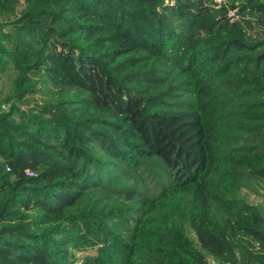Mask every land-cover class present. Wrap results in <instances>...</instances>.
Masks as SVG:
<instances>
[{
  "label": "trees",
  "instance_id": "1",
  "mask_svg": "<svg viewBox=\"0 0 264 264\" xmlns=\"http://www.w3.org/2000/svg\"><path fill=\"white\" fill-rule=\"evenodd\" d=\"M4 75L0 264H264V0H0Z\"/></svg>",
  "mask_w": 264,
  "mask_h": 264
},
{
  "label": "rangeland",
  "instance_id": "2",
  "mask_svg": "<svg viewBox=\"0 0 264 264\" xmlns=\"http://www.w3.org/2000/svg\"><path fill=\"white\" fill-rule=\"evenodd\" d=\"M216 1L220 2L221 0H216ZM16 11L18 12V9ZM9 85H10L9 76L4 75L0 80L1 95H4L8 91ZM243 195L251 203L264 205V187L262 188L260 185L257 184L255 180L251 178L245 179ZM87 253L94 254L95 250L90 249V250L85 251L84 253H79L78 255L81 256ZM211 264H216V263L211 261Z\"/></svg>",
  "mask_w": 264,
  "mask_h": 264
}]
</instances>
